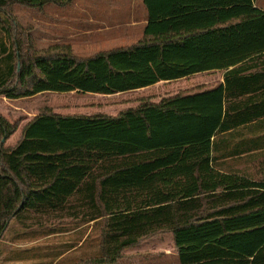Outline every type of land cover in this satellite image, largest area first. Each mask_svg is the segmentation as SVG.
<instances>
[{"label": "trees", "instance_id": "16d2710c", "mask_svg": "<svg viewBox=\"0 0 264 264\" xmlns=\"http://www.w3.org/2000/svg\"><path fill=\"white\" fill-rule=\"evenodd\" d=\"M70 1L0 0V95H113L222 70L224 83L115 118L41 114L12 148L2 139L17 127L0 117V240L14 221L57 214L99 229V254L83 264H115L163 232L180 264H264V179L217 168L246 152L219 157L225 137L264 123V10L255 0H146L143 37L87 59L69 45L38 50L1 17Z\"/></svg>", "mask_w": 264, "mask_h": 264}, {"label": "rangeland", "instance_id": "374dc122", "mask_svg": "<svg viewBox=\"0 0 264 264\" xmlns=\"http://www.w3.org/2000/svg\"><path fill=\"white\" fill-rule=\"evenodd\" d=\"M255 4L259 10H264V0H255ZM7 10L11 14V19L3 14L1 17L7 19L9 24L15 22L22 28L23 39L26 40L30 36L38 50H47L54 45H69L79 59H87L102 52L131 46L142 36L140 32L124 35L122 32L109 35L96 33L91 35L90 42L50 41L46 39L51 36L45 33H54L55 38H67L61 33L63 26L53 28L43 23L44 20L38 9L13 5ZM50 11L51 8H47L42 12L48 14ZM30 13H33V16ZM48 29L50 32H47ZM224 73L223 70L199 73L187 79L162 82L148 89L114 96L77 92L43 93L13 100L0 95V117L17 127L13 134L3 138L5 139L3 146L14 147L21 139L23 129L41 114L62 117H117L144 103L155 104L169 97L216 87L222 83ZM224 140L223 147L227 150L221 152L219 157L241 144H245L243 149L246 152L218 160V169L254 180L264 179V123L261 127L241 129L225 137ZM99 239L100 232L94 226V222L84 224L68 217H59L57 214L40 216L32 213L22 222L14 221L0 240V264H83L99 254ZM115 264H180L173 234L163 232L141 240L136 246L126 249Z\"/></svg>", "mask_w": 264, "mask_h": 264}, {"label": "crops", "instance_id": "0c3cea01", "mask_svg": "<svg viewBox=\"0 0 264 264\" xmlns=\"http://www.w3.org/2000/svg\"><path fill=\"white\" fill-rule=\"evenodd\" d=\"M47 8H51L52 11H50V13L48 14H43L42 11ZM37 11L39 12V14H41V17L44 20L43 23L47 24L48 26L53 28L58 27L60 25L63 26V30L61 29L62 30L61 33L66 35L67 38H55L54 33H45L47 36H51L46 39L50 41L68 40V41L90 42L91 41L90 37L91 35L93 36V34L98 33L102 35H109L111 33H120V32H122L123 35L125 33L131 34L133 32H140L142 33L141 36L142 38L144 34V30L147 24L149 23V18H150L149 6L146 0H72L62 6L47 4L43 7L42 10L38 9ZM32 14L33 13H30V15ZM112 29L115 30L112 31ZM47 32H50V29H48ZM210 72H214V71H210ZM210 72H205V73H210ZM189 77L182 79H187ZM223 83H224V77L222 83L216 87H212L210 89L198 91L195 93H188L182 96H191V95H197L204 92H208L221 87ZM153 86L146 87L145 89L151 88ZM139 90H144V88ZM139 90L129 91L128 93H132ZM86 94H91V93H86ZM119 94H123V93H119ZM92 95L114 96L118 94H113V95L92 94ZM159 103H155V104H159ZM65 117H75V116H65Z\"/></svg>", "mask_w": 264, "mask_h": 264}, {"label": "water", "instance_id": "95a60500", "mask_svg": "<svg viewBox=\"0 0 264 264\" xmlns=\"http://www.w3.org/2000/svg\"><path fill=\"white\" fill-rule=\"evenodd\" d=\"M5 142V139H3V143Z\"/></svg>", "mask_w": 264, "mask_h": 264}]
</instances>
